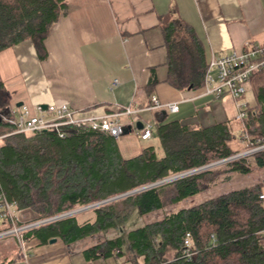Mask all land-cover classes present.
Returning <instances> with one entry per match:
<instances>
[{
  "label": "trees",
  "instance_id": "1",
  "mask_svg": "<svg viewBox=\"0 0 264 264\" xmlns=\"http://www.w3.org/2000/svg\"><path fill=\"white\" fill-rule=\"evenodd\" d=\"M68 15L66 0H0V53L31 41L40 60L47 58L46 39ZM168 50L167 82L180 91L203 87V46L193 28L180 20L163 28ZM253 80V78H252ZM251 82V81H250ZM156 84L151 79L149 91ZM248 109L245 125L253 144L241 145L230 121L207 128L180 121L157 123L154 129L163 155L153 145L125 159L117 141L105 134L70 129L65 138L53 130L13 134L0 121V192L25 213L24 224L52 220L164 180L231 159L264 146V88ZM11 94L0 76V112ZM242 134V129L240 131ZM253 160V164L249 163ZM264 170V149L175 181L100 204L86 215H72L25 230L24 241L68 247L85 245L88 261L115 257L122 264H264V179L186 209L178 204L202 194L227 175L248 176ZM171 210L163 219L130 232L118 230L136 212L145 217ZM11 229L0 219V234ZM189 235L190 246L186 245Z\"/></svg>",
  "mask_w": 264,
  "mask_h": 264
},
{
  "label": "crops",
  "instance_id": "2",
  "mask_svg": "<svg viewBox=\"0 0 264 264\" xmlns=\"http://www.w3.org/2000/svg\"><path fill=\"white\" fill-rule=\"evenodd\" d=\"M66 2L68 15L46 39L45 60L39 59L31 41L0 53V76L11 94L8 107L20 111L26 106L34 111L37 106L68 104L79 117L104 116L118 108L145 110L156 96L162 103L180 102V111L141 112V121L153 123L154 129L157 123L173 121L195 128L231 121L240 139L242 124L232 98L199 97L198 89L180 91L167 82L163 28L174 20L191 26L209 65L216 55L264 44V0ZM256 77L258 74L253 80ZM152 78L156 84L149 91ZM257 95L249 102L246 94L249 108L259 105ZM122 122L128 126L130 120ZM138 137L136 133L117 140L125 159L141 154ZM155 216L156 221L165 217L160 213ZM10 237L0 238V264H122L115 257L90 262L83 253L85 245L68 247L58 240L55 244H42L38 239L27 242L29 256L25 259L17 240Z\"/></svg>",
  "mask_w": 264,
  "mask_h": 264
},
{
  "label": "built area",
  "instance_id": "3",
  "mask_svg": "<svg viewBox=\"0 0 264 264\" xmlns=\"http://www.w3.org/2000/svg\"><path fill=\"white\" fill-rule=\"evenodd\" d=\"M264 73V44L247 45L242 52L232 54H220L212 58L204 79V85L198 89L199 97H213L220 99L229 96L235 103L236 118L242 124L240 140L246 144H253L246 129L249 105L245 101L247 86L252 78ZM117 83V82H116ZM8 112H0L3 122L16 127L13 134L40 133L45 130H53L60 138H65L70 129H79L101 133L114 138L116 141L124 136V128L131 126L142 141L153 138L154 124L143 122L139 114L145 111H167L177 114L180 111V102L162 103L156 96L152 97V106L145 110H137L131 107L118 108L104 116L79 117L68 104L50 105L47 108L37 106L34 111L24 106L20 111L7 108ZM129 118L128 126L122 122ZM142 122L143 128L137 130V124ZM7 136L0 137L2 140ZM264 146L246 151L243 156L251 155L263 150ZM241 158V157H240ZM264 206V193L260 195ZM24 212L17 209L16 202L10 201L4 192H0V219L8 221L11 229L0 234V238L14 236L25 259L28 258V245L24 241L25 230L35 227L38 223L24 224ZM42 223V222H39ZM186 245L190 246L189 235Z\"/></svg>",
  "mask_w": 264,
  "mask_h": 264
},
{
  "label": "rangeland",
  "instance_id": "4",
  "mask_svg": "<svg viewBox=\"0 0 264 264\" xmlns=\"http://www.w3.org/2000/svg\"><path fill=\"white\" fill-rule=\"evenodd\" d=\"M261 87L264 88V73L258 74V77H256L252 82H250L248 84V86H247V98H248L249 102H253V100L255 99V97L257 95V91ZM135 135H136V132L133 131L132 133H130L129 135H126L125 137H129V136L131 137V136H135ZM138 138L141 139L140 137H138ZM239 143L241 145H245V146L248 145L246 143H243L241 140H239ZM140 145L142 148L153 145L156 148L158 155L159 156L163 155L162 147H161L158 139H156V138L152 139L149 142H142L140 140ZM124 155L128 157V154H124ZM247 156H249V155H247ZM249 163L254 165L252 159H249ZM263 178H264V170L261 172L253 173V174L248 175V176H241L238 174L227 175L224 181H222L221 183H218L215 187L211 188L209 191L202 194L200 197L184 201V202L178 204L177 207L174 209H179V210L180 209H186V208L191 207L193 205H197V204H200L202 202H206L210 199H213L215 197L229 193L233 190L245 188V187L253 184L254 183L253 180H258V182H260V181H262ZM171 210H173V209H169V210L158 212V213L164 214V216H166L167 214L171 213L170 212ZM87 212L88 211H85L86 215L81 218L82 221L83 220L85 221L86 219H88L90 217V215H88ZM82 213H79V214H82ZM156 218L157 217L155 216V213L151 214V215H147L145 217H141L136 212H134L130 216L128 221L118 223V230L117 231H115V230L111 231L107 234V236L109 238H113L117 235V233H120V231L130 232V231L136 230L138 228L143 227L145 224L155 222ZM10 238H15V237L11 236Z\"/></svg>",
  "mask_w": 264,
  "mask_h": 264
},
{
  "label": "water",
  "instance_id": "5",
  "mask_svg": "<svg viewBox=\"0 0 264 264\" xmlns=\"http://www.w3.org/2000/svg\"><path fill=\"white\" fill-rule=\"evenodd\" d=\"M6 112H8V109H7ZM0 121H1V119H0ZM136 128H137V130H141V129L143 128V124H142V122H139V123L137 124V127H136ZM133 131H134V129H133L131 126L124 128V136L129 135V134L132 133ZM240 157H242V155H238V156H235V157H233V158H231V159L224 160V161H221V162H218V163H215V164L209 165V166H207V167H204V168H202V169H199V170H196V171H193V172H189V173H186V174H183V175L177 176V177H173V178H170V179L164 180V181L159 182V183H157V184H154V185H152V186H148V187L143 188V189H141V190H137V191H134V192H130V193H128V194H124V195L118 196V197H116V198H113V199L107 200V201H105V202H103V203H100V204H105V203H109V202H112V201H115V200H119V199H121V198H124V197L130 196V195H133V194H135V193H137V192H140V191H143V190H146V189L152 188V187L160 186V185H163V184H166V183H169V182L175 181V180H177V179H180V178L186 177V176L191 175V174H194V173H196V172H200V171H202V170H206V169H209V168H213V167L219 166V165H221V164H223V163H226V162H228V161H231V160H233V159H237V158H240ZM100 204L92 205V206H89V207H86V208H83V209H80V210H76V211H73V212H71V213L65 214V215H63V216H60V217L55 218V219H52V220L43 221L42 223H38L36 226L41 225V224H44V223H46V222H50V221H53V220H57V219H60V218H64V217H68V216H72V215H77V214H79V213H82V212L88 211V210H90V209H92V208H94V207H96V206H98V205H100ZM55 243H57V239H53V240L50 241V244H55Z\"/></svg>",
  "mask_w": 264,
  "mask_h": 264
}]
</instances>
